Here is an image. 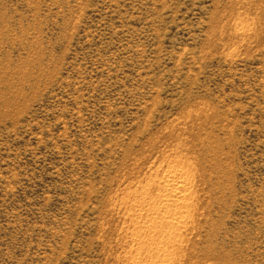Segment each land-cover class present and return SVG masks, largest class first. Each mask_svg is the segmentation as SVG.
<instances>
[{
    "label": "rangeland",
    "instance_id": "rangeland-1",
    "mask_svg": "<svg viewBox=\"0 0 264 264\" xmlns=\"http://www.w3.org/2000/svg\"><path fill=\"white\" fill-rule=\"evenodd\" d=\"M0 264H264V0H0Z\"/></svg>",
    "mask_w": 264,
    "mask_h": 264
},
{
    "label": "bare ground",
    "instance_id": "bare-ground-1",
    "mask_svg": "<svg viewBox=\"0 0 264 264\" xmlns=\"http://www.w3.org/2000/svg\"><path fill=\"white\" fill-rule=\"evenodd\" d=\"M164 181L166 183V187L164 188L163 195L160 197L158 205L165 210V213L159 215L158 218L162 222H166L168 224L174 223L175 221H178L177 224H182V219L185 215L182 211L173 210L172 208L173 205H178L179 201L186 199L185 192L187 191V186L190 182L189 177H186L185 172L176 169V167H172V169L166 170V173L164 174ZM147 207L151 208L152 205L151 207L146 206V208ZM168 207H171V209H167ZM146 208L143 207V209Z\"/></svg>",
    "mask_w": 264,
    "mask_h": 264
}]
</instances>
